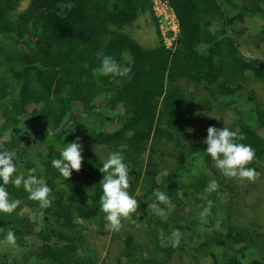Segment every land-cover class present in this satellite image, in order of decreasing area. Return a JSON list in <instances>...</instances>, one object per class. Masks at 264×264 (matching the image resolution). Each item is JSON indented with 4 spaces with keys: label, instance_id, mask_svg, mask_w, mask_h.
Segmentation results:
<instances>
[{
    "label": "trees",
    "instance_id": "16d2710c",
    "mask_svg": "<svg viewBox=\"0 0 264 264\" xmlns=\"http://www.w3.org/2000/svg\"><path fill=\"white\" fill-rule=\"evenodd\" d=\"M22 1L0 0V68L8 73L0 76V150L20 146L33 164L25 154L32 147L25 125L34 123L46 148L36 155L38 177L46 181L54 198L51 207L41 209L23 186H5L10 198L21 204L10 215L0 213V256L11 260L0 264H76L85 237L79 219L96 220L101 232L109 227L99 199L103 176L99 168L104 162L92 151L95 146L124 156L132 177L128 191L141 205L140 219L157 248L169 253L165 244L181 221L187 230H202L192 246L197 264H264L255 254H247L251 239L244 231L223 223L229 207L221 198L231 186L205 152L207 132L189 144L179 138L195 121L177 85L180 79L203 84L235 108L238 115L231 124L222 125L220 118L215 127L246 136L240 142L256 153L248 167L258 172L264 163V104L247 85L250 80L264 84V61L240 51L239 39L247 31L237 24L262 17L252 36L256 45L264 43V0H164L178 23L171 47L165 45L157 24L158 43L153 47H143L123 31L139 12L147 11L155 22L152 0H27L20 7ZM103 55L130 67L129 75L95 76ZM241 94L249 105L239 110ZM76 132L82 134V168L65 180L51 162L60 158L64 140ZM169 142L176 153L162 174L151 157L163 155L161 149ZM146 150L150 159L144 161ZM205 173L220 185L216 191L204 190ZM141 184V193L135 195ZM155 189L165 192L171 205L159 203ZM208 201L211 214L202 222L201 209ZM38 216L43 221L37 224ZM10 229L20 247L26 236L34 240L21 262L5 245ZM124 244L116 264L137 251L131 235L125 236ZM157 262L147 258L141 264Z\"/></svg>",
    "mask_w": 264,
    "mask_h": 264
},
{
    "label": "rangeland",
    "instance_id": "374dc122",
    "mask_svg": "<svg viewBox=\"0 0 264 264\" xmlns=\"http://www.w3.org/2000/svg\"><path fill=\"white\" fill-rule=\"evenodd\" d=\"M26 1L27 0H23L20 7H23ZM153 5H155L154 0H152V10L156 18L155 22L150 14L145 11L139 12L136 20L132 24L123 27V31L128 32L143 47H153L158 43L156 24L159 29L160 22L159 17L155 14ZM261 18L260 16H257L255 19L246 18L243 22L237 24V26L240 25L241 27H245L247 31V36L243 34L239 39L240 51L247 57L264 61V43L256 45V39H253L252 36L253 30L258 26ZM172 35L173 32L171 30L168 29L165 31L164 40L166 43H168V39ZM165 36H167L168 39H166ZM4 70L3 67L0 68V76H7L8 73ZM177 85L184 92L187 99L188 113L195 121L188 132H183L179 135L183 143L189 144L196 142L206 134L209 126H217L218 123L216 124L215 122L220 118L222 125H228L237 117L238 113L234 110L235 108L233 109L225 105L221 96L214 94L212 89H208L203 84L195 83L187 79H180L177 81ZM247 88L252 89L254 94L264 104V84L257 80H250ZM245 93L247 92L244 91V94ZM247 105H249V102L246 97L241 94V96L238 97L237 108L242 110L245 109ZM81 135V133L76 132L75 138H66L64 142L66 145L73 141L79 143L82 137ZM6 136L7 133L3 138H7ZM30 138L31 135L28 136V140ZM44 145L43 142H37L32 147L28 148L27 152L39 150L40 153H44ZM161 150L164 154L154 153L151 160L155 161L160 166L163 174L172 165L171 161L173 157L171 155L172 153H176L174 151L176 149L174 147L173 150V142H169ZM92 151L96 152L103 162H105L108 155L112 153L106 146H95L92 148ZM148 154L147 150L142 154L144 161L148 158L150 159ZM31 159L35 162V167L37 168L36 156L34 155V158ZM15 164L17 167V174H23L27 177L28 173L24 170L25 168L19 163L15 162ZM261 166L262 167L258 171L260 174L259 178L255 182H249L247 180L240 181L235 178L226 177L225 182L228 183L229 187L231 186V190H227L226 197H222L221 199L228 202L226 206L229 207L226 210L227 212L223 214V223L231 224L233 227L244 231L245 235L251 239V244H249L251 247L248 248L247 254L250 255L253 253L264 260V163H262ZM205 177H207V180L204 190L207 191L210 181L214 179L209 173H205ZM141 190L142 184L137 186L135 195L140 194ZM139 208H141L140 204ZM202 210L203 208L201 211ZM142 216L143 215L138 209V211L133 213L128 219H122L124 227L119 232L111 231L109 227H106L101 232V228L96 220L79 219V222L84 226L82 231L85 237L83 242V255L78 258L76 264H100L102 260H104V264H116V258L124 253V238L126 235H131L133 237V244L136 246L137 251L130 258H124L123 264H141V261L147 258L157 260L158 264H197L192 246L198 241L199 235L202 234L201 229L195 231L187 230L182 226L183 222L178 221L177 224H179V227H175L174 229H179L182 233L179 247H171L170 234L165 244V247L167 249L169 248V253H167L165 249L162 250L157 248L152 242L151 238L153 237L144 222L140 219ZM218 218L219 220L222 219L219 214ZM36 221L37 224L38 222L41 223L43 221L42 216H38ZM26 237L25 246H19L18 249L9 246L10 253H14L15 259L18 262L22 261V257L28 255L34 244L32 237ZM30 260L32 261V259ZM2 262L10 263L11 260L6 256H0V263Z\"/></svg>",
    "mask_w": 264,
    "mask_h": 264
},
{
    "label": "clouds",
    "instance_id": "9594fccd",
    "mask_svg": "<svg viewBox=\"0 0 264 264\" xmlns=\"http://www.w3.org/2000/svg\"><path fill=\"white\" fill-rule=\"evenodd\" d=\"M131 69L117 62L112 55H103L99 66L94 70V75L99 76H127ZM79 139V138H77ZM246 139L243 133L230 130L227 127L216 128L209 126L207 136L203 143L207 145L205 152L211 157L214 166L220 170L221 174L228 178H235L240 181L247 180L255 182L259 178V173L248 165L256 159L255 149L250 145L241 143ZM82 145L76 141L67 143L60 152L59 159L52 160V167L59 171L65 179H70L72 172H79L82 168ZM16 153L7 149L0 150V213L11 214L21 204L19 199L10 198L5 187L12 184L19 189L23 186L29 194L30 200L36 201L41 209L52 206V189L46 181L35 175V169H29V174H17L15 164ZM121 152H112L108 155L99 171L103 173L99 181L102 189L100 196V209L105 214V220L111 231L119 232L123 227L122 219H128L139 209V202L130 195L128 189L131 187V175L129 165L124 162ZM220 185L212 180L209 183V190L216 191ZM157 201L164 205H171L169 196L160 189L154 190ZM212 201H208L207 206L200 213L202 222H207L206 218L211 214ZM158 212L162 209H157ZM182 233L179 229H174L171 233V247H179ZM5 245L12 248H19L15 233L10 229L5 237Z\"/></svg>",
    "mask_w": 264,
    "mask_h": 264
},
{
    "label": "built area",
    "instance_id": "2783aa9c",
    "mask_svg": "<svg viewBox=\"0 0 264 264\" xmlns=\"http://www.w3.org/2000/svg\"><path fill=\"white\" fill-rule=\"evenodd\" d=\"M155 5H153V9L155 11V14L159 17V30L161 37L164 40V34L165 31L168 29L173 32V35L168 39L167 36H165L166 39H168V43H164L167 47H171L173 41L176 38V34L178 32V23L177 19L173 13V10L168 5V3L164 0H154ZM157 5V6H156Z\"/></svg>",
    "mask_w": 264,
    "mask_h": 264
},
{
    "label": "flooded vegetation",
    "instance_id": "af4514ba",
    "mask_svg": "<svg viewBox=\"0 0 264 264\" xmlns=\"http://www.w3.org/2000/svg\"><path fill=\"white\" fill-rule=\"evenodd\" d=\"M32 120H34V119L32 118ZM0 127H1V122H0ZM31 127H32V129H31ZM31 127L29 125H25V128L31 131L28 136L31 135V138L29 139V141H30L31 145L33 146L37 142H39V140L42 138V135H41L42 131H39L38 127H36L34 123H33V125ZM28 146L23 144V147H28ZM56 148L60 149L59 147H56ZM12 151H14L16 153V156H15L16 163H19L21 166H23L25 168L24 170H26L27 172H29V169H35V173L34 174L38 176V168L40 167V164L38 162L36 163L37 164V168L35 167V162L33 164L28 163L26 161L25 157H24L23 152L21 151V147L20 146H16ZM25 152H26L25 153L26 155H29L31 158H34V155L35 156L38 155V153L40 151L39 150H33V152H27V150H26ZM27 153H29V154H27Z\"/></svg>",
    "mask_w": 264,
    "mask_h": 264
}]
</instances>
